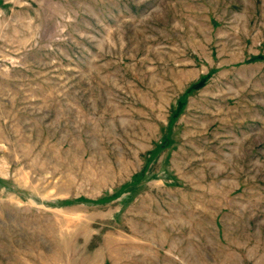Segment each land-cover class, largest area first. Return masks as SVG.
<instances>
[{
    "label": "rangeland",
    "instance_id": "374dc122",
    "mask_svg": "<svg viewBox=\"0 0 264 264\" xmlns=\"http://www.w3.org/2000/svg\"><path fill=\"white\" fill-rule=\"evenodd\" d=\"M0 264H264V0H0Z\"/></svg>",
    "mask_w": 264,
    "mask_h": 264
}]
</instances>
